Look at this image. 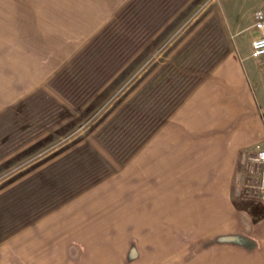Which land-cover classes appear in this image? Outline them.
<instances>
[{
	"label": "rangeland",
	"instance_id": "1",
	"mask_svg": "<svg viewBox=\"0 0 264 264\" xmlns=\"http://www.w3.org/2000/svg\"><path fill=\"white\" fill-rule=\"evenodd\" d=\"M130 1L0 0V262L6 260V241L33 226H70L75 229L70 244L64 241V248L62 243L58 248V241L56 253L68 251L66 258L72 264H95V258L101 262L97 264H210L197 256L208 249L210 239L198 245L184 230L177 237L183 246L172 248L168 255L167 243L175 241L174 226L165 238L159 226H134L136 218L126 214V177L160 127L216 63L233 47L252 46L261 34L252 26L254 13L264 10V0H175L160 28L132 48L78 109L63 86L65 78L75 79V67L66 69L86 50L97 51L99 36L107 34L113 41L112 30L105 29ZM147 1L150 7L154 0ZM65 71L68 77L63 76ZM260 87L264 89V81ZM176 94L181 101L173 105ZM256 100L263 117L264 95H256ZM128 105L144 108L147 114L159 113L164 120L153 121L149 132L141 135L132 118L124 135L134 136L130 154L121 159L120 146L111 147L115 141H110L107 128L122 120ZM53 111L60 112V119L47 125ZM261 121L264 126V117ZM111 134L118 140L116 133ZM256 144L240 153L232 198L264 216V201L256 187L259 175L249 168L248 156ZM84 145L89 150L71 176L83 175L101 161L102 179L51 208V202L62 198L61 190L81 176L70 180L65 164L77 159L74 150ZM56 163L60 165L55 173L60 175L53 179L48 175L51 182L36 176Z\"/></svg>",
	"mask_w": 264,
	"mask_h": 264
},
{
	"label": "crops",
	"instance_id": "2",
	"mask_svg": "<svg viewBox=\"0 0 264 264\" xmlns=\"http://www.w3.org/2000/svg\"><path fill=\"white\" fill-rule=\"evenodd\" d=\"M251 51V43L231 48L128 169L126 214L136 218L134 226H159L162 237L174 226L168 255L183 246L177 237L185 230L198 245L210 239L197 254L207 263L264 264V216L232 198L240 153L258 142L264 146V115L256 103V95H264V56ZM72 230L33 226L6 241L0 263L72 264L68 251L56 253L58 241V248L70 244Z\"/></svg>",
	"mask_w": 264,
	"mask_h": 264
},
{
	"label": "trees",
	"instance_id": "3",
	"mask_svg": "<svg viewBox=\"0 0 264 264\" xmlns=\"http://www.w3.org/2000/svg\"><path fill=\"white\" fill-rule=\"evenodd\" d=\"M175 6V0H154L150 7L147 0H131L118 15L119 19L117 18V20H115L116 22L111 23L105 29V31L112 30V39L114 42L107 39V34L99 36L98 40H100V48L97 51L90 50L91 48L86 50L83 55L76 58L71 67L68 66L66 69L70 72L73 66L75 67L73 71L75 79L70 80V77L65 78V82L63 83V86L66 87L65 90L69 91L72 95L70 98L72 99L73 106L78 109L81 108L86 95L95 93L99 86L107 81L131 55L132 48L134 49L142 45L160 28V26L166 21L164 16L168 15L167 11ZM68 71L63 72V76L68 77ZM171 81L172 80L168 78V81L166 82L170 84ZM174 97L173 105H177L181 101L180 94H176ZM158 115L160 114H147L144 108L128 105L125 107L122 120L119 123L111 122L107 128V132L109 133L110 141H115V143L110 145L111 147L120 146L117 148L120 150V158H125L126 154H130V146L134 136L128 134V136L124 137V135L128 133L132 118L133 120L135 119L136 124H139L138 129L142 135L147 132L146 129L153 121H156L155 123L157 124L163 122L164 117H159ZM60 116L61 114L59 111H53L51 121L48 122L47 125L56 122L60 119ZM146 123H148L147 126ZM118 131H121V133L124 131V133H117ZM111 132L116 133L118 140L116 139L117 137H114V134H111ZM86 146L87 145L76 148L74 151L78 154L76 156L77 159L65 164V168L68 167L67 170L70 173V180L82 173L78 172V174L71 176L76 170L80 169L81 164L78 160L81 159L82 154H87L86 151H88L89 148ZM74 154L75 153L72 152L71 155ZM92 158L94 159V157ZM97 163L99 165L95 164L90 171L72 180L71 182L74 184L65 188V191L62 189V198L59 200V203L56 202V200L58 201V199H56L54 200L56 203L51 202L50 205L52 204V206L50 207L53 208L60 203L66 202L68 199L74 197L77 193L88 187V185L91 186L100 181L102 176H100L98 171L104 167V164L101 161ZM59 165L60 164L56 163L54 166L47 169L48 171L46 170L41 174H36V176H38V178H47L48 180L46 183H49L52 180H50L48 175L53 176L51 179L60 175L55 173L57 169H59ZM72 187L76 188V190L73 191Z\"/></svg>",
	"mask_w": 264,
	"mask_h": 264
},
{
	"label": "built area",
	"instance_id": "4",
	"mask_svg": "<svg viewBox=\"0 0 264 264\" xmlns=\"http://www.w3.org/2000/svg\"><path fill=\"white\" fill-rule=\"evenodd\" d=\"M259 30L261 34L252 41L251 55L254 57L264 56V10L258 9L254 13V22L252 25ZM250 162V171L257 172L259 179L257 190L260 199L264 200V146L256 144L253 152L248 156Z\"/></svg>",
	"mask_w": 264,
	"mask_h": 264
}]
</instances>
